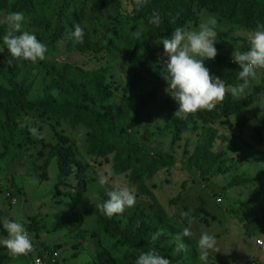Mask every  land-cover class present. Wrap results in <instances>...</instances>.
I'll return each instance as SVG.
<instances>
[{
    "label": "rangeland",
    "instance_id": "obj_1",
    "mask_svg": "<svg viewBox=\"0 0 264 264\" xmlns=\"http://www.w3.org/2000/svg\"><path fill=\"white\" fill-rule=\"evenodd\" d=\"M62 2L58 1L56 9L61 7ZM75 3L66 13L68 19L72 20L75 18V14H78L84 33L91 38L95 46L100 48V52L70 51L67 49V37L51 45L47 38L41 40L37 29L24 23V30L35 34L38 40L47 46L46 59L36 64L27 61V66L22 69L20 74H8L7 77L4 74L7 72L6 66L0 65V86L8 90L4 77L12 78L24 85L30 97L34 98L42 91L41 80L48 63L58 65L68 63L85 71L105 68L106 83L113 91V98L106 104V110L112 114L116 113L125 97H138L150 93L154 87L159 88V92L149 107L154 116L152 127L160 132L158 143L153 141L148 143L149 146L159 148L149 147V153L151 155L157 151L169 153L178 158V161L174 167L162 169L152 180L148 181L169 214L170 223L175 229L168 231L173 236L170 242L161 241L164 247H158L157 251L163 253L164 256L177 257L179 253L174 252L175 236L182 232L184 227L189 226L180 220L179 215L181 212L199 209V214L195 216V221L191 225L193 235L184 237L188 251L181 252L183 259L180 260L182 257H179L180 261H173L172 264H202L195 245L202 232L214 235L220 250V252H213L209 255L208 264H252L256 259H264V245L256 244V240H264V128L261 125L258 127L254 122L251 127L243 130L236 123L235 117L220 121V132L233 136L240 144L246 157H242V152H236L228 146L225 149L223 161L216 165L217 172L215 174H211L208 178H201L195 173L189 172L184 165L183 149L188 141V150L190 153L193 152L198 142L197 133L199 130L201 131V123L195 122L192 125L196 128V133L184 132L181 140L175 144L172 143V132L164 131L168 118L166 104L169 103L173 107H177L178 102L166 92L168 82L163 76L166 75L163 62L167 60V57L164 55L162 42L155 44L156 62L153 73H143L144 78L136 87L125 90L127 83L140 73L136 64L143 53L141 36L146 28L142 20H135V18L139 16L146 4L143 7H138L136 0H77ZM40 9L41 7L35 6V12L32 14L34 18ZM194 10L198 19L195 21L196 23H189L184 28L186 31L197 30L203 20L209 16H215L200 9L199 5H196ZM6 16L5 13L0 14V33L3 34V37L7 28L6 23L3 22ZM216 18L218 36L215 47H220L221 53L227 59L232 60L235 47L244 51L246 46L250 45L248 42L251 38L249 30L232 26L220 17ZM62 27L55 14L51 21V29L59 32ZM138 29L142 32L139 40L133 35ZM61 41H63L62 44ZM113 44L115 49L109 50V46ZM4 46L3 43L2 47L4 48ZM2 93L0 91V95ZM249 116H252V113ZM41 123H46V119L36 111H29L19 119L15 129L14 144L8 153L0 143V210L3 213L1 216L0 212V218L2 221L5 218L18 221L28 231H30L29 222L33 220L40 226L39 235L41 237L46 228L53 230L54 224L58 222L61 228L51 236L52 241L49 248L44 249L49 252H58L59 264H77L71 260L70 255L72 254L81 258L78 261L79 264H91L92 253H95L97 249L102 250L103 247L110 248L112 246V249L121 255L123 249L117 246L119 241L116 242V245L114 238L106 232H103L105 239H102L97 230L95 205L101 202V195L106 194L114 187L126 186L136 196V204L133 207H139L150 214L155 213L153 202L136 192L135 186L127 179L126 174L116 175L109 158L98 159L86 153L85 140L81 141V134L85 133L68 128L65 122L57 125L58 138L56 141L53 142V137L48 131H42L44 140L49 143L44 148L41 146L31 147L28 138L34 135L30 129L35 128L37 132H40ZM143 132V128L139 129L136 138L139 139ZM65 133L71 135L76 142L71 137L62 135ZM40 136L42 137V135ZM65 138L70 140L69 144L75 150L80 151L75 155L86 166V178L89 180L86 182L87 191L83 195L82 202L76 208L71 196L72 193L76 195L75 176L65 180L69 187L60 186L58 188L57 163L55 160L47 161L51 145L56 143L66 145ZM243 140L250 147L243 144ZM115 141L123 143L124 139L117 137ZM141 158H143L141 155H137L135 161H141ZM101 175L108 177V183L104 186L99 184ZM236 179H244L248 184L234 186L233 181ZM218 197L222 199L219 201ZM36 201H42L46 206L44 208L32 206V203ZM250 210H254L257 214V217L252 219L255 221L252 237L246 234L244 223L241 221V219L251 221ZM74 213L84 215V220L79 228L82 231H88L81 234L80 249L75 244L79 241L74 236L75 234L69 235L70 227L76 224L71 223L73 220L71 216ZM21 216L22 219L19 220L17 217ZM119 220L122 224L126 222V218L123 216H120ZM92 233L98 235L92 236ZM63 234L65 237L62 242H58L56 238ZM98 240H100L99 243ZM65 248L66 250L62 252V249Z\"/></svg>",
    "mask_w": 264,
    "mask_h": 264
},
{
    "label": "trees",
    "instance_id": "obj_2",
    "mask_svg": "<svg viewBox=\"0 0 264 264\" xmlns=\"http://www.w3.org/2000/svg\"><path fill=\"white\" fill-rule=\"evenodd\" d=\"M58 1L63 2L61 7L56 9ZM75 2L77 0H0V14L5 13L8 15L13 11L22 12L28 26L37 29L38 36L42 38L41 40L47 38L51 45L67 37L68 50L80 53L90 51L99 53L100 48L92 43L91 38L86 33L82 44L68 38V33L74 31L75 24H80L77 13L72 20L68 19L66 15L71 6L76 4ZM196 5H199L200 9L206 10L209 14L220 17L232 26L245 27L253 32L256 31L258 23H264V0H147L139 16L135 18V20H142L146 28L141 36L143 53L136 64L140 73L127 83L125 90L136 87L143 80V73H153L154 63L156 62L155 44L160 38H170L175 28L181 27L184 29L189 23L197 21L198 16L194 10ZM35 6H39L41 9L34 18L32 14L35 12ZM153 12H157L161 16L162 22L158 27L149 23V17ZM55 14L63 26L59 32L51 29V21ZM2 45L3 34L0 33V65L7 68V72L4 73L5 76L20 74L22 69L27 66V61L13 58L6 45L4 48ZM249 46L247 45L244 51H247ZM114 47L113 44L108 49L112 50ZM205 66L210 70L213 77H219L223 80L226 88L241 82L238 78L241 70L239 65L234 61L231 63L221 53L220 47H217L215 59L206 60ZM260 70L264 71V69ZM6 77H4V80L8 90L0 86V91L3 92L0 95V143L6 153L10 151L14 144L15 129L19 119L29 111H36L46 119V123H41L40 132H38L42 135V138L35 135L28 138L31 147L41 146L44 148L49 143L44 140L42 131H48L53 137V142L56 141L58 138L57 125L65 122L68 128L85 133L81 134V141L85 140L89 155L94 158H109L112 160L114 173L116 175L127 173L129 181L136 187L137 192L153 202L154 214H150L139 207H133L125 209L122 214L109 219L97 210L96 227L99 235L102 236V239H105L103 232H107L110 237L119 241V244L126 247V249L122 250L121 255H119L111 248L103 247L101 252L93 255V264L107 262H111V264H135L140 252L149 251L160 245L161 241L166 242L173 238L168 232L175 230L170 223L171 218L154 193L153 187L148 184V181L152 180L162 169L174 167L178 161V158L169 153L160 151L152 155L149 153V147L152 149L159 148L148 145L152 141L158 143L160 133L152 127L154 116L149 110L156 94L159 92V88L154 87L150 93L138 97H125L116 113L112 114L106 110V104L113 98V91L106 83L105 68L85 71L68 63L59 65L48 63L41 80L42 91L34 98L30 97L24 85ZM263 86L264 78L262 79ZM252 91L255 93L249 94L239 101L234 100L229 92L225 100L213 111H198L195 114H188L186 118L174 116L179 106L174 108L169 103L166 104L168 118L164 131L170 130L172 132L173 144L179 142L186 131L196 133V128L192 127L195 122L198 123L199 120L203 124L193 152L190 153L188 150V141L183 149L184 165L189 172L195 173L201 178H208L211 174H215L217 172L216 165L223 161L225 149L228 146L236 152H242V157H246L237 140L233 136L220 133V130L216 129L214 124L234 115L238 126H245L251 114V110H248V108L254 101L256 106L260 103V97L256 99L259 89L255 88ZM229 125L232 127L230 123ZM261 127L264 128V120L261 122ZM142 128L144 132L137 139L136 134ZM62 135L74 139L67 133ZM117 137L124 139V142L115 141ZM74 141L76 142L75 139ZM64 143L66 145L59 143L51 145L47 161L55 160L57 163L59 170L58 188L67 186L65 180L73 175L75 176L77 180L76 195L71 196L75 206H77L87 190L86 167L75 155L80 151L75 150L69 144L70 140L65 138ZM242 143L250 147L246 141L243 140ZM137 155L143 157L141 161H135ZM242 184H248V182L244 179L233 181L234 186ZM107 199V195L103 193L101 202ZM0 212L2 216L3 213L1 210ZM187 212H191L192 216L195 217L199 214V209ZM118 216L126 218L125 224L121 223ZM249 216L251 221H244L243 219L241 221L244 223L246 234L252 237L255 226V221L252 219L256 218L257 214L254 210H250ZM71 217L73 218L71 223L76 224L70 227L69 232H75L77 237L82 233H86L87 231H82L79 228L83 222L82 213H74ZM179 218L183 223H187L181 215H179ZM257 222H259V219H257ZM138 224L139 227H137ZM57 225L61 226L58 222ZM2 227V219L0 218V264H33L34 254L32 253L19 257L10 255L3 243L7 238V232ZM29 230L38 236L40 226L32 220ZM157 230H163V235L153 243L151 234ZM97 235V233H92V236ZM35 250L36 255L41 257H51L52 255V252L45 249L43 250L46 252H40L38 247H35ZM161 256L168 259L163 255ZM179 257H182V253L173 258L178 261Z\"/></svg>",
    "mask_w": 264,
    "mask_h": 264
},
{
    "label": "clouds",
    "instance_id": "obj_3",
    "mask_svg": "<svg viewBox=\"0 0 264 264\" xmlns=\"http://www.w3.org/2000/svg\"><path fill=\"white\" fill-rule=\"evenodd\" d=\"M146 3L147 0H136L138 7H143ZM25 19L26 18L22 12L16 11L10 12L6 16V19L3 21L7 25L6 34L3 37V43L6 45L8 52L13 58L36 64L39 61L46 59L48 48L45 44L38 40L35 34L24 30V23H27L25 22ZM161 22V16L157 12H153L149 17V23L152 25L158 27ZM217 24V18L215 16H209L206 20H203L199 24L197 30L186 31L181 27H177L170 38H160L159 41H157V43L162 42L164 55L167 57V60L163 62L166 70V75L163 76L168 82L166 92L178 102L179 106H177L178 109L174 114L175 117H187L188 114H195L196 112L202 110L213 111L225 100L226 95L229 92L234 100L239 101L249 94H254L255 92L252 90L258 88L259 92L256 94V99L260 97V102L264 99V86L262 87L264 71L260 70L264 69V23H258L255 32L249 30L248 33L251 38L250 40L247 39L250 43L247 51H241L239 48L235 47V51L232 56L233 59L230 60V62L233 63L234 61L239 65L241 70L239 71L238 78L241 83L231 86L230 89L226 88L222 79L219 77H213L210 74V70L205 66L206 60H213L217 56V48L215 47L218 36L216 31ZM242 28L248 31L247 28ZM141 34V30L138 29L133 35L137 40H139ZM84 35L85 33L83 28L77 23L74 26V31L68 33V38L74 39L76 43L82 44L84 42ZM60 43L62 44L63 41ZM257 76L259 77L258 80H256ZM247 89L249 90L246 92ZM254 102L248 110H251V108L255 105ZM231 117L235 116L233 115L229 118ZM254 117L255 115L249 116L248 123L243 127H239L241 129L246 128L252 120H255ZM263 120L264 118L257 120L258 127L261 125ZM198 122L201 123L199 120ZM202 126L203 124L201 123V127ZM214 126L216 129L220 130L219 122H216ZM30 132L33 135L38 136V138H42L35 128L30 129ZM199 134L200 130L197 133L198 137ZM85 151L87 153L86 147ZM125 174L129 180L128 174ZM86 180L87 182L89 181L88 178H86ZM107 183L108 177L101 175L99 177V184L104 186ZM66 187L69 186L67 185ZM106 195L108 199L96 204L95 208L96 211L99 210L101 214L105 215L109 219L122 214L126 208H131L136 204V196L134 192L126 186L114 187L112 190H108ZM221 199V197H218L219 201ZM14 202L16 203L17 201ZM76 207H78V205L75 206V208ZM180 215L183 220L187 221L189 226L184 227L182 232L176 234L174 248L175 253L188 251V246L184 243V237H191L193 235L191 225L195 221V217L192 216L191 212H181ZM119 217L120 216H118V218ZM17 218L19 220L22 219V217ZM30 218L32 220V217ZM29 224H31V222H29ZM2 226L7 232V238L3 241V243L12 257H19L32 253L34 254V264H36V258H41L44 262H46V264H54L56 262L59 264L60 261L57 258L58 255L53 252L51 257H41L36 255V240L33 237L34 234H32V231H28L22 223L5 218L2 221ZM57 226L56 222L53 228H57ZM137 227H139V224ZM74 234V236L79 240L75 244L80 249L82 245V235L77 237L75 232ZM162 235L163 230H157L155 233H152V242L155 243ZM99 242L100 240H98V243ZM114 242L116 244L118 241L114 239ZM168 242L170 241L167 240L165 243ZM161 244L149 251L140 252L135 264H172V262L175 261L173 257L165 256L168 259L163 258L161 256L163 253L161 254L157 251L158 247H164V244ZM256 244H258V246H262L264 245V240L258 239L256 240ZM195 245L198 249V258L202 264H208V257L211 253L220 252L215 236L209 234L208 232H202ZM117 246H120L123 250L126 249V247H123L120 244ZM110 248L114 251L112 246ZM98 252H101V250L97 249L95 253H92V256ZM182 259L183 257L180 260ZM91 264H93V260ZM103 264H111V262ZM252 264L264 263H262L260 259H256L252 262Z\"/></svg>",
    "mask_w": 264,
    "mask_h": 264
},
{
    "label": "crops",
    "instance_id": "obj_4",
    "mask_svg": "<svg viewBox=\"0 0 264 264\" xmlns=\"http://www.w3.org/2000/svg\"><path fill=\"white\" fill-rule=\"evenodd\" d=\"M258 76L256 77V80H258ZM241 83V82H240ZM254 83V82H252ZM248 90H246L247 92ZM251 113L252 115H255L254 119L255 120H252L246 128H244L243 130L247 129L248 127H251L253 125V123H257V120H260L262 118H264V99L259 103V105H254L252 108H251ZM243 137H244V134H243ZM32 206L36 207V208H44V206H46V204L42 203V201H36V202H33L32 203ZM22 217V216H21ZM61 228V226H57V228H53V230H50L49 228H46L45 229V233L42 235V237L40 235H35L34 232H33V237L35 238L36 240V243H37V246H35L36 248L38 247V249L40 250V252H46L44 251L43 249L44 248H49V245L51 243V236L55 233H57L59 231V229ZM72 233H70L69 235H71ZM65 237V234L59 236L58 238H56V240L58 242H62V239ZM55 244H58L57 242H55ZM58 247H61V245H58ZM65 249H62V252L65 251ZM264 251V250H263ZM54 253V252H53ZM58 255V252L55 253ZM75 254V253H74ZM70 258L72 261L76 262L77 264L78 261L81 260V258L77 257V256H74L73 254L70 255ZM262 263H264V259L262 258L261 260ZM32 263L34 264L33 262V258H32Z\"/></svg>",
    "mask_w": 264,
    "mask_h": 264
},
{
    "label": "built area",
    "instance_id": "obj_5",
    "mask_svg": "<svg viewBox=\"0 0 264 264\" xmlns=\"http://www.w3.org/2000/svg\"><path fill=\"white\" fill-rule=\"evenodd\" d=\"M35 263L36 264H46V262H44L41 258H36Z\"/></svg>",
    "mask_w": 264,
    "mask_h": 264
}]
</instances>
